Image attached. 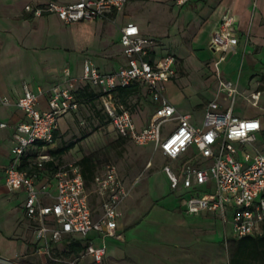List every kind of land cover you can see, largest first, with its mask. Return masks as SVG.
I'll return each instance as SVG.
<instances>
[{
	"label": "built area",
	"instance_id": "1",
	"mask_svg": "<svg viewBox=\"0 0 264 264\" xmlns=\"http://www.w3.org/2000/svg\"><path fill=\"white\" fill-rule=\"evenodd\" d=\"M184 3L186 0H176ZM128 0H47L26 3L24 8L35 15L55 13L68 23L115 17L121 13ZM121 44L126 62L113 71H102L87 60L80 76H72L70 68H63L64 80L50 88L32 90L25 84L23 93L15 100L25 117L14 126L13 161L6 167V184L12 191L24 190L26 214L33 222L36 239L42 242L45 251L52 256L51 242L67 238H86L87 247L75 257H89L92 264H104L107 245L95 244V231L102 238L114 236L124 239L118 229L122 216V204L131 194L136 183H128L112 162L99 167L92 185L87 186L82 168L77 160L59 163L49 181L37 183L39 172L49 152H41L34 160V169L19 166L27 150L37 142L54 141L59 127V118L69 111H76L79 100L76 89L79 81L91 82L100 91V102L118 134L137 145L151 144L153 152H161L172 159H180L190 149L194 153L185 158L178 171L169 163L163 169L177 187L180 182L190 187L193 194L185 200L186 209L192 212H218L226 224L230 220L235 237L255 234L264 224V141L256 144L258 132L263 129L257 116H242L234 113L238 96L237 84L224 77L220 64L228 52L240 45L239 17L227 8L219 27L213 32L210 46L219 51L213 70L219 87L214 98L207 102L203 123L196 124L191 115L180 111L166 93V82L178 73L177 57L168 51L157 55L159 44L155 37L141 33L134 21L121 26ZM138 81L144 83L154 103V111L146 126L139 127L130 107L115 98L119 86ZM48 95V106L38 108L40 96ZM230 100L222 109L219 97ZM258 97L259 93L252 94ZM4 104L12 103L7 96ZM173 120L175 125L165 130L164 124ZM1 125H6L1 122ZM252 145V150L247 145ZM199 158H204L203 161ZM153 166V159L146 168ZM205 191L206 195L201 192ZM231 213V214H230ZM0 264H21L0 253Z\"/></svg>",
	"mask_w": 264,
	"mask_h": 264
},
{
	"label": "crops",
	"instance_id": "2",
	"mask_svg": "<svg viewBox=\"0 0 264 264\" xmlns=\"http://www.w3.org/2000/svg\"><path fill=\"white\" fill-rule=\"evenodd\" d=\"M44 1L47 0H0V173L2 175L0 191L7 194L6 198H0L2 205L0 216L4 215L5 220H2L9 225L8 231H4L0 226V249L2 245L8 248V253L6 249L0 253L7 257L23 253L29 246L28 242L10 238L11 234L17 233L16 236H23L30 230L35 237L33 241L37 240L33 222L28 218L24 206L26 192L10 190L5 179L6 167L14 158V126L25 117L24 112L14 102L23 93L25 84L34 91H39L40 88L46 90L64 80L65 66L70 68L72 76L82 75L87 60L92 61L102 71L117 69L126 62L121 44V26L128 21H134L139 25L142 34L158 39L157 55L173 52L177 57V67L180 66L182 59L186 74L180 76L177 73L174 78L167 81L166 93L180 111L189 113L192 121L201 125L207 102L214 98L217 92L212 91L206 100L197 99L191 105L188 99L199 91L198 89L192 93L187 91L188 77L193 67L201 72L203 77L207 71L204 60L209 57L217 58L219 55V51L210 46V39L213 32L218 29L227 8H231L239 17L240 45L232 55L240 51V62L243 57V65H246L248 71L244 77L239 75L236 77L233 71L230 72L234 65L229 64L224 69H227L235 80L238 79L245 85L249 84L251 76L257 70L264 71V0H193L192 3H181L182 5L175 3L174 0H128L124 10L115 17H101L73 23L65 22L55 13L35 15L24 8L26 3L35 4ZM149 7L164 12L167 15V22L153 25L150 17H146L145 14ZM128 9L133 11V16L124 19ZM206 49L210 50L213 56L204 55ZM230 58L225 59L230 60ZM210 79L213 78L207 80ZM86 82V80L79 81V87ZM140 84L141 90L137 95H133L135 98L132 105L133 116L139 127H143L150 121L154 103L146 85L141 82ZM246 91V101L256 106L264 101V81L261 85L256 83ZM255 93H259V96L253 97L252 94ZM4 96L9 97L12 103L4 104L2 102ZM97 99L100 101V98ZM219 99L222 109L230 103L229 99L222 96ZM237 99L238 96L234 104V113L241 115L237 111ZM37 106L40 109L48 106L46 93L40 96ZM79 108L74 112L76 113ZM250 116L259 117L263 124L261 115ZM1 122H5L6 125H1ZM59 128L60 123L57 130ZM263 130L264 125L261 131ZM48 144L37 142L19 161V166L33 170V162L38 155L41 152L50 153L51 159L45 162L38 174V184L49 181L53 170L60 162V158L49 151L53 147ZM194 152L192 148L180 159L188 158ZM199 159L203 161L204 158ZM127 182L134 181L127 180ZM131 195L132 191L124 200L122 207ZM205 212L210 213V211ZM20 220L22 224H18ZM121 220L122 217L118 220L120 231L123 230Z\"/></svg>",
	"mask_w": 264,
	"mask_h": 264
},
{
	"label": "rangeland",
	"instance_id": "3",
	"mask_svg": "<svg viewBox=\"0 0 264 264\" xmlns=\"http://www.w3.org/2000/svg\"><path fill=\"white\" fill-rule=\"evenodd\" d=\"M174 1L177 3L176 0ZM187 2L192 3L193 0H186L182 4ZM145 14L146 17H150L153 25L167 22V15L160 9L158 11L149 7ZM131 16H133V11L128 9L124 19ZM204 55L213 56L212 52L207 49ZM240 55V51L235 52L230 60L225 59L221 62L220 67L225 78L234 79L228 73L229 71L224 69L229 64L234 65L230 72L233 71L236 77L238 75L244 77L248 71L246 65H243V57L240 62ZM215 59V57H209L204 60L207 71L203 77H201V72L195 70L194 67L191 68L187 91L191 93L195 89L199 91L188 99L191 105L194 100L204 101L212 91L217 92L219 81L213 70ZM178 73L180 76L186 74L182 59ZM203 78L213 79L205 81ZM233 81L239 89L236 102L237 111L241 115H261L264 125V101L256 106L245 99L246 90L256 83L262 84L264 71L257 70L251 76L249 84L246 85L241 84L238 79ZM134 98L135 96L131 98V101ZM59 123L57 138L48 144L50 147H60L72 139H77L70 149L57 156L60 158L59 163L77 160L84 154L93 153L99 167L106 162H112L128 181L138 180L132 190V195L122 207L121 221L125 238L122 240L108 236L104 240L97 236L95 231L90 232V235L95 237V244L105 243L107 245L104 264H230L227 242L229 238L235 237L231 215L230 220L224 224L218 212H192L183 209L182 206L185 200L193 194V189L185 187L181 182L177 187H173L170 177L163 169L164 164L169 163L181 179L178 168L188 159H172L159 151L154 153L151 144L137 145L129 139L123 143L118 142L119 134L113 123L107 121L100 110V101L96 97L84 99L76 113L72 111L65 113L59 118ZM174 125L175 122L170 120L164 124V128L170 130ZM84 133L88 134L83 136ZM263 141L264 130L258 132L256 144L260 145ZM252 148L251 144L247 145L248 150ZM150 158L153 159V166L147 169L146 162ZM0 177H2L1 173ZM201 194L206 195V192L202 191ZM1 197L6 198L7 194L0 191ZM1 206L0 203V209ZM2 219L4 215L0 216V226L4 231H8L9 225H6L5 219ZM22 223L20 220L18 224ZM16 235L18 234L13 233L9 237L29 244L25 252L10 257L21 264H71L74 259L62 252L64 245L61 244H65L66 239L51 242L52 256L55 257L53 259L39 240L33 241L35 237L30 230L26 235ZM4 247L2 245L0 252L6 249L8 253V248ZM77 264H92V262L89 257H86L77 260Z\"/></svg>",
	"mask_w": 264,
	"mask_h": 264
},
{
	"label": "trees",
	"instance_id": "4",
	"mask_svg": "<svg viewBox=\"0 0 264 264\" xmlns=\"http://www.w3.org/2000/svg\"><path fill=\"white\" fill-rule=\"evenodd\" d=\"M140 90V82L135 81L130 85H119L114 91V96L117 100L126 103L133 112L134 107L132 105L133 102L131 101V96L137 95ZM75 93L81 105L86 98H99L101 92L98 91L91 82H86L85 84L78 87ZM100 110L103 112L107 121L110 122L106 111L101 105ZM98 113L100 114L99 110ZM101 117L103 118V115H101ZM58 131L59 130H56L55 132V138L57 137ZM87 134L88 133H84L83 136H86ZM126 140H128V138L119 135L118 142L123 143ZM76 142L77 139H72L60 147L49 149V151L52 152L55 156H60L68 149H70ZM77 161L81 165L87 186H91L94 175L99 168L94 154H84L80 158H78ZM88 243L89 240H87L86 238H67L62 252L63 254L75 258L79 256L80 253L87 247ZM227 244L230 251V264H264V224L260 232L240 237L229 238Z\"/></svg>",
	"mask_w": 264,
	"mask_h": 264
},
{
	"label": "water",
	"instance_id": "5",
	"mask_svg": "<svg viewBox=\"0 0 264 264\" xmlns=\"http://www.w3.org/2000/svg\"><path fill=\"white\" fill-rule=\"evenodd\" d=\"M231 55H232V51L228 52L225 58L229 59ZM183 208H186V206L183 205Z\"/></svg>",
	"mask_w": 264,
	"mask_h": 264
}]
</instances>
